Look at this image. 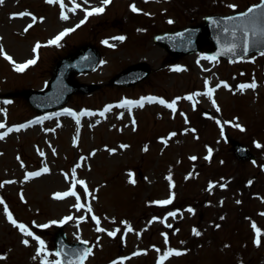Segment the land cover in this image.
<instances>
[{"label": "rangeland", "instance_id": "obj_1", "mask_svg": "<svg viewBox=\"0 0 264 264\" xmlns=\"http://www.w3.org/2000/svg\"><path fill=\"white\" fill-rule=\"evenodd\" d=\"M256 1L0 3V135L7 133L0 139V264L60 261L54 246L60 226L68 241L90 244L84 264H264V51L232 63L206 49L175 58L154 40ZM97 7L104 11L87 15ZM68 10L71 17L63 19ZM67 29L74 31L49 43ZM83 43L97 46L101 61L73 78L101 87L73 94L59 110L37 111L25 93L46 88L56 61ZM32 59L35 64L16 71V64ZM138 62L153 69L147 79L110 84ZM253 82L255 88L239 87ZM210 88L212 95L206 94ZM146 94L158 99L144 108L119 106L143 102ZM173 101L175 108L168 107ZM236 142L255 158H238ZM70 190L79 200L56 198ZM170 198V204L156 203ZM77 203L84 207H73ZM9 213L33 235L13 225ZM67 216L76 219L59 223ZM117 229L115 237L108 235Z\"/></svg>", "mask_w": 264, "mask_h": 264}, {"label": "water", "instance_id": "obj_2", "mask_svg": "<svg viewBox=\"0 0 264 264\" xmlns=\"http://www.w3.org/2000/svg\"><path fill=\"white\" fill-rule=\"evenodd\" d=\"M255 11L248 10L229 15L207 17L204 25L164 33L157 37L170 53L181 57L199 51L212 44L210 53L214 56H225L231 61L252 53L264 50V0L253 5ZM100 60V51L91 44H84L75 51L62 57L53 70V77L47 90L31 91L27 98L32 105L41 110L57 108L66 103L74 92L89 93L99 87L98 84H82L73 79L74 73L96 68ZM151 69L145 63L130 66L113 80L114 84H132L146 78ZM132 75L131 80H124ZM240 157L253 156L247 148L237 145ZM56 248L66 264H81L80 255L88 247L85 244H68L61 228L55 238Z\"/></svg>", "mask_w": 264, "mask_h": 264}, {"label": "snow or ice", "instance_id": "obj_3", "mask_svg": "<svg viewBox=\"0 0 264 264\" xmlns=\"http://www.w3.org/2000/svg\"><path fill=\"white\" fill-rule=\"evenodd\" d=\"M48 3H56V2H59L61 3V6L63 7V0H47ZM85 2H87V0H85ZM111 0H103V3L104 4H108L110 3ZM0 3H3V0H0ZM77 7H80V5H76ZM132 11L134 12H137V11H140L139 9H137L135 7V5H132ZM231 7H236L235 5H232ZM104 11V8L103 7H97V8H94L92 9L91 11H88L87 12V15L90 16V15H93V14H99V13H102ZM255 9L254 8H249L248 9V12L247 13H244L243 15H248V13H252L254 12ZM24 15H31L30 13H17V14H13V16H24ZM63 19H67L68 17L66 15H63L62 16ZM36 18L33 17V20H35ZM172 21H169V23H171ZM81 23H84V21H81ZM80 25H77L76 27H79ZM28 27H31V25H28ZM27 30V28L25 29ZM71 31H74V29H67L65 30L64 32H61L58 36L55 37L54 40L52 41H49L50 44H58V42L65 36L67 35L69 32ZM118 39L120 40H123L124 37H118ZM105 43H107V41H105ZM40 47L39 44L36 45V49H38ZM0 51H2V49H0ZM264 54V53H262ZM5 56L7 59L9 60H12V58L10 56H7V54L5 53ZM13 63H15L13 61ZM36 63V60L35 59H32V60H29L27 61L26 63L24 64H16L15 68H16V71L18 72H22L25 70V68H27L29 65H32V64H35ZM241 89L243 88H255L256 87V84L253 82V83H250V84H247V85H240L239 86ZM214 92V89H209L208 91V95H212V93ZM147 100L149 101H152V100H155V98L153 97H148L146 98ZM188 99H191V97H188ZM160 103H165V101L163 100H160L159 101ZM214 102V101H213ZM133 103H137V104H140V106H142V101H137V102H132V101H127L125 100L124 102H122L119 106L120 107H125L127 105H130V104H133ZM168 107H171V108H175V101H173L171 104H168ZM111 106H108L106 109H105V112L110 110ZM68 111V110H66ZM86 113L82 112L80 113L79 115H85ZM73 115H75V113H73ZM100 115H104V112H101ZM79 118V117H77ZM236 127H240L239 125H235ZM5 125L3 123H0V128H4ZM20 127H25L24 125H21ZM13 129L9 128L8 131H12ZM17 131L19 130L18 128L16 129ZM243 130V129H242ZM7 133H4L2 135H0V139L3 138V135H6ZM126 147V146H125ZM257 147H262L261 145L257 144ZM43 155V153H41ZM209 154L211 155V149H209ZM192 159H196V157H192ZM43 171H48V169L45 167L43 169ZM41 173L40 172H36V173H28V176L29 177H32V176H38L40 175ZM170 179V177H169ZM10 183V182H9ZM79 183L83 184L84 182L83 181H80ZM74 187V186H73ZM56 195V198H59V199H63L67 196H77V193L74 191V190H70L68 192H65V193H57L55 194ZM77 199L79 200V197L77 196ZM0 203H2V200H0ZM156 203L158 204H162V205H167V204H170L172 203V199H168V200H164V201H157ZM73 207L77 208L78 210L82 207H84L83 204H80V203H77L76 205H73ZM89 211H91V208L89 206ZM189 211H191V209H189ZM169 215L171 216H174L175 213H169ZM8 219L10 220V222L13 224V225H16L20 228V230L22 232H26L27 235L31 236L33 235L32 232L28 231L26 229V227L23 225V224H18V222L12 217L11 213L8 214ZM73 219H76L74 218L73 216H67V217H64L61 221H59V223L61 224H64V223H67L68 221H71ZM79 219H83V217L79 218ZM93 219H96L97 220V223H99V219L97 217H93ZM53 224L57 223L56 221H53L52 222ZM49 225L45 224V225H42L41 227H45L47 228ZM169 227H171V225H169ZM255 227V225H254ZM129 231H131L132 229L129 227L128 229ZM97 231H105L103 228H97ZM119 231V229H117L116 231H111V232H108V235L109 236H112V237H115L117 235V232ZM195 231V230H194ZM196 235H199L200 233L199 232H195ZM257 234H258V238H257V241L256 243L259 244L260 243V240H259V229H257ZM37 240H39V243L41 245V250H43V247H44V241L43 240H40L39 237H36ZM23 243L25 245H28L29 241L28 240H24ZM84 243H88V242H84ZM90 254V249H85L82 254L80 255V259L83 260L85 257H87L88 255ZM182 253L179 252V251H176V250H169V252L167 253V255H181ZM59 255V253L57 254ZM167 255L166 256H163L161 257V261H163L164 259L167 258ZM55 264H61L60 261H56Z\"/></svg>", "mask_w": 264, "mask_h": 264}, {"label": "bare ground", "instance_id": "obj_4", "mask_svg": "<svg viewBox=\"0 0 264 264\" xmlns=\"http://www.w3.org/2000/svg\"><path fill=\"white\" fill-rule=\"evenodd\" d=\"M77 5H81V3H77ZM66 16H68L69 15V17H71L70 16V10H68L66 13H64ZM155 50H156V52L155 53H157L158 52V50L155 48ZM152 52H154V51H152ZM197 58V57H196ZM25 61H27V60H25ZM206 94H207V92H206ZM205 94V95H206ZM204 97V96H203Z\"/></svg>", "mask_w": 264, "mask_h": 264}]
</instances>
